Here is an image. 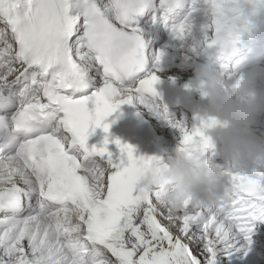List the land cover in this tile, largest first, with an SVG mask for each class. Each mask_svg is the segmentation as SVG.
I'll return each instance as SVG.
<instances>
[{"label":"snow or ice","instance_id":"6c2138e0","mask_svg":"<svg viewBox=\"0 0 264 264\" xmlns=\"http://www.w3.org/2000/svg\"><path fill=\"white\" fill-rule=\"evenodd\" d=\"M250 2L264 18V0ZM243 3L0 0V264H216L221 249L247 255L264 221V173L216 164L230 195L206 207L175 186H145L164 163L112 137L110 120L125 104L149 107L178 132L177 151L214 163L216 119L196 114L189 126L160 105L158 72L168 48L185 62L214 49L231 79L257 27ZM161 28L171 42L156 48L144 34L160 39ZM98 128L104 138L90 144Z\"/></svg>","mask_w":264,"mask_h":264},{"label":"clouds","instance_id":"9594fccd","mask_svg":"<svg viewBox=\"0 0 264 264\" xmlns=\"http://www.w3.org/2000/svg\"><path fill=\"white\" fill-rule=\"evenodd\" d=\"M242 7L245 19L257 27L246 36L234 57L232 78L201 63L194 68V81L203 84L208 100L205 114L217 121L210 136L222 146L225 165L256 175L264 169V139L254 130L258 117L264 113V91L259 86L264 80V18L257 17L250 0H244ZM143 183L175 186L206 207L226 204L231 189L230 177L220 167L203 155L189 156L182 151H176L174 158L164 163L159 175H146ZM164 196L172 198L168 192Z\"/></svg>","mask_w":264,"mask_h":264},{"label":"bare ground","instance_id":"6f19581e","mask_svg":"<svg viewBox=\"0 0 264 264\" xmlns=\"http://www.w3.org/2000/svg\"><path fill=\"white\" fill-rule=\"evenodd\" d=\"M206 56H207V52L205 50H200L199 55H197L195 58L196 65L201 64V63L208 64L205 60ZM196 65H194V66H196ZM209 66H211V65H209ZM193 75H194V69L190 72L185 73V76L189 79H191L193 77ZM167 77L168 78H174V79H176L177 77H180V78H178V79H180V81H182L181 79H183V77L181 76V73L180 72L178 73L177 71L171 72L169 74V76H167ZM183 83H185V85H187L188 87H189V85H191L188 82H183ZM195 97L198 100L204 101L206 104L208 103L207 98L204 97V95H202V93H199V92L196 93ZM126 106H127V104L123 105L121 108H125ZM127 109L128 110L132 109V105L129 104L127 106ZM153 112H154V121L155 122L163 120L160 117V115L157 113V111L153 110ZM178 114H180V113H178ZM263 116H264V113H261V115L257 119V122L260 123L261 125H264ZM164 127H167V128L169 127L170 129H173L168 123H164ZM166 132L164 133V131H162L160 133L161 138H159V141H158L161 145V148H162L161 155L163 156V159L161 161L163 163H167L170 159L174 158V156H175V153L173 151L174 141H173L172 137L170 135H168V131H166ZM256 235H257V237L255 235H253L252 239L256 240V243H255L256 245L259 244L261 246L251 245V250L247 252V255H245L244 251L241 253V251H236V250H232L231 254L229 255V253L227 251L221 249V250H218V252H217L218 260H220V258H228L230 260L229 264H236V261H237V264L239 263V261L242 262L241 264H253L254 260L256 259V255L253 253L252 249L254 247L255 248L261 247L264 249V228H258ZM240 255H242V256L239 257ZM243 260H244V263H243ZM258 263H259V261H258ZM262 264H264V263L262 262Z\"/></svg>","mask_w":264,"mask_h":264},{"label":"rangeland","instance_id":"374dc122","mask_svg":"<svg viewBox=\"0 0 264 264\" xmlns=\"http://www.w3.org/2000/svg\"><path fill=\"white\" fill-rule=\"evenodd\" d=\"M257 237V236H256ZM255 238V237H254ZM254 246H261V245H256V244H254ZM243 251H241V253H242ZM261 252V251H260ZM262 255H263V258L262 259H260L259 257H257L256 256V259L254 260V262H253V264H262V262L264 263V251H263V253H262ZM242 255H240L239 257H241ZM236 259V258H235ZM217 261H216V264H229L230 263V260L228 259V258H220V260H218V257H217V259H216ZM258 261H259V263H258ZM242 262L241 261H239V263L238 264H241ZM243 263H244V260H243ZM236 264H237V261H236Z\"/></svg>","mask_w":264,"mask_h":264}]
</instances>
